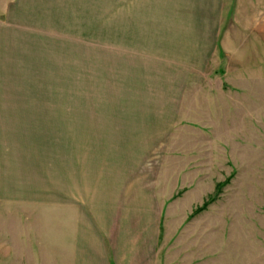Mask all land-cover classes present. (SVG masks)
<instances>
[{
    "label": "rangeland",
    "instance_id": "obj_1",
    "mask_svg": "<svg viewBox=\"0 0 264 264\" xmlns=\"http://www.w3.org/2000/svg\"><path fill=\"white\" fill-rule=\"evenodd\" d=\"M144 217L157 264H264V0H0V264Z\"/></svg>",
    "mask_w": 264,
    "mask_h": 264
},
{
    "label": "crops",
    "instance_id": "obj_2",
    "mask_svg": "<svg viewBox=\"0 0 264 264\" xmlns=\"http://www.w3.org/2000/svg\"><path fill=\"white\" fill-rule=\"evenodd\" d=\"M150 220L151 219L148 217L143 218L144 223H147L148 225L139 235L137 234L136 236H131V234L121 232V236L116 238V252L114 251L113 256L116 264H157V256L155 255V250L153 251L156 246L155 242L157 240V232H155L154 229H151L152 226L150 225ZM92 232L93 231H90L88 228H86L85 231L81 229L82 237H84L85 240L84 243L87 242L88 244L91 242L89 246L92 247L90 249L92 253L86 251L81 252L83 259H87H85V264H106L105 260L108 255L104 247L103 240L100 238L96 239L95 237L87 236ZM84 233H87V235Z\"/></svg>",
    "mask_w": 264,
    "mask_h": 264
},
{
    "label": "trees",
    "instance_id": "obj_3",
    "mask_svg": "<svg viewBox=\"0 0 264 264\" xmlns=\"http://www.w3.org/2000/svg\"><path fill=\"white\" fill-rule=\"evenodd\" d=\"M229 180H230V178L227 179L225 182L219 183V184L217 185V189H218V191H220V189H221L226 183H228ZM215 199H216L215 196H211V197H210V200H209L208 202H206V203L204 204V206H203L201 209L205 208V207L209 204L210 201L212 202V201H214Z\"/></svg>",
    "mask_w": 264,
    "mask_h": 264
}]
</instances>
